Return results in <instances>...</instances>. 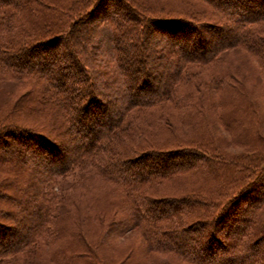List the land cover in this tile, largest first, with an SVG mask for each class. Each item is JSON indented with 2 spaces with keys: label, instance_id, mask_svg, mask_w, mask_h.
<instances>
[{
  "label": "trees",
  "instance_id": "obj_1",
  "mask_svg": "<svg viewBox=\"0 0 264 264\" xmlns=\"http://www.w3.org/2000/svg\"><path fill=\"white\" fill-rule=\"evenodd\" d=\"M154 3L153 0H0V75L41 82L44 98H49L52 107H56L62 122L60 126L65 125V129L72 130L75 142L74 156L68 160L63 142L48 139L27 126L8 124L0 127V152L1 155L6 154L2 156L4 159L0 161V167L7 168L4 172L7 175L16 172L15 177L4 178L2 183H12L18 176H27L31 172L35 175L34 179H29L31 181L22 191L36 201L29 203L26 197L23 201L19 200L22 205L26 204L22 207L24 213L28 212L27 206L33 208L29 215L19 220L28 222L29 226L16 245L0 250V258L9 252L33 249L36 245L49 246L54 229L50 227L53 217L46 206L49 204L51 208L52 201L62 200L58 197L53 199L50 192L53 181L68 180L78 171L91 169L105 185L112 183L120 192L125 231L137 225L143 227L145 240L142 241V255L154 251L170 253L186 264H247L246 261L248 264H264V225L262 231L255 235L251 232L257 222L258 209L248 215L252 207L248 208L242 229L239 211L224 221L225 211L243 191L246 172L261 164L260 168L264 167L262 151H257L255 156L247 153V157L236 160L238 157L226 155L211 142L212 139L206 137L193 138L184 146L165 144L163 148L132 152L131 155L120 148L123 139L131 135L127 130L128 126H132L130 114L140 112L139 109H175L177 121H182V125H191L192 117L197 115L204 117L201 128L212 126L208 113L210 106L203 104V107L196 108V103L186 98L192 95L205 101V94L230 91L240 98L238 108L244 115L253 110L257 112L255 103L244 99L228 73L225 74L227 76L211 74L207 81L201 78L202 69L186 73L183 70L191 63L206 69L205 66L216 65L219 52L242 48L261 65L260 71L264 75V25H261L264 24V0H225L222 3V6L226 4L225 7L217 6L223 17L237 29L236 37L221 44L213 41L212 37L227 30L222 25L201 20L197 22L185 8L177 6L175 9L172 5ZM119 9L124 16L120 15ZM233 9L244 14L243 17L235 16ZM50 11L53 13L50 14ZM91 19L97 23L90 25ZM257 24V27H252ZM148 29L165 33L172 39L171 42L175 40L179 43L180 39L190 42L198 54H179L171 67L164 66V82L155 81L152 67L146 61L130 60L134 55L144 54V42L141 48L136 44L144 39L143 34ZM86 34H90L89 41L83 44L80 39ZM102 48L106 49L104 53H100ZM34 51L41 54L35 66H48L47 71L25 64L19 66L13 61L18 58L25 63ZM147 56L149 59H161L159 54L157 57L154 54ZM90 70L101 75L103 83L95 81ZM100 72L110 77L108 82H104ZM182 74L183 79L180 78ZM187 86L191 87L189 91L182 90ZM111 102L117 103V112L112 113L109 109L108 103ZM220 121L228 127L232 118ZM205 123L206 127L203 126ZM160 125L169 127L163 120ZM103 128L108 130L102 134ZM155 163L162 170H153ZM34 166H37L36 170ZM131 166H137L141 171L149 169V173L135 174L130 172ZM232 166L241 171L235 180L230 176ZM191 169H198L196 172L200 176L205 171L210 179L208 182L213 183L209 187L212 188L210 193L200 196L187 192L160 199L143 196L146 186L152 187L156 183L163 187ZM241 176L243 178L238 182ZM39 181L46 182L45 188L49 182L50 191H39L38 194L35 185ZM160 206H168V212L159 211ZM190 215L194 220L187 219ZM13 231L11 225L0 220V234L4 236L9 232L11 236ZM125 231L122 230L123 233ZM238 231L239 236L229 245L221 241ZM195 233L199 234L198 240ZM104 234L98 240L105 239ZM79 237L85 246L79 254L77 251L70 253V264H104L98 261V257L89 256L88 247L94 248L95 243L91 244L84 235ZM180 239H187L188 243H179ZM249 239L254 243H247ZM259 242L260 249L251 255V244ZM190 246L203 255H195ZM205 257L211 258L205 260ZM60 264L65 263L61 260Z\"/></svg>",
  "mask_w": 264,
  "mask_h": 264
},
{
  "label": "rangeland",
  "instance_id": "obj_2",
  "mask_svg": "<svg viewBox=\"0 0 264 264\" xmlns=\"http://www.w3.org/2000/svg\"><path fill=\"white\" fill-rule=\"evenodd\" d=\"M153 1L157 3L156 5H172L175 9H177V6L182 9L185 8L184 10L187 14L197 22L201 20L222 25L228 31L224 30L222 33L212 37V40L216 41L217 44L231 40L237 35L235 32V30H237L235 29V25L230 24L221 14L220 8H217V6L225 7L226 4L222 6L225 0ZM262 11L264 12V9ZM119 12L120 15L124 16L121 10ZM232 12L235 16L238 15L240 18L244 15L241 12L239 13L237 9H233ZM49 13L52 14L53 11ZM95 23L97 22L93 19L90 20V25ZM261 23L262 22H260V24ZM258 25L259 24L253 25L252 27L254 28ZM261 25L263 26L264 24ZM246 27L249 26L246 25ZM143 36L144 39H141L139 42L140 44L138 43L136 45L141 48L140 45L144 42V54L134 55L130 60L146 61L148 65L152 67L154 75L153 80L155 81L164 82V66L171 67L179 54H198V50L192 48V43L182 39L178 40L179 43H176L175 40L171 42L172 39L168 38L165 33L160 31H150V29H148ZM89 37L90 34L82 35L80 40L83 44H86L89 41ZM63 45H65V43ZM105 50V48H102L100 53H104ZM54 53H56V51ZM148 54H154L155 57L159 54L161 59H149L147 56ZM40 57L41 54L34 51L25 63H21V59L19 60L18 58H15L13 61L19 66L25 64L24 66L27 67H36L41 71L43 69V72L47 71L48 66H35V63L39 61L38 59H40ZM218 60L216 65L211 64L208 67L205 66L206 69L202 68V65L191 63L186 66L183 72H197V70L202 69L201 78L207 81L211 77V74L223 76L228 73V77L233 78L232 83L236 84V87L240 89L244 99L249 100L251 103H255L258 108L257 112H254V110L251 112L249 110L250 112L248 111L249 113L244 115L241 112L242 109L240 107L238 108V100L240 98L236 97V94H231L232 92L230 91L227 92L224 90V93L205 94V101L200 100L198 96L192 95V97L186 98H190V102H195L196 108H198V106L203 107V104L210 106L208 108V113L213 124H211L212 126L205 129H203V127L201 128L202 122L204 123V121H202L204 117H197V115L192 117L193 123L191 125H182V121H177V110L175 109L166 111L163 108H158L156 110L139 109L140 112L137 111L130 114L133 118L132 126H128L129 129L127 127V130L131 135L123 139L120 143V148L126 154L131 155L132 152L163 148L165 144L184 146L190 143V140L193 138L198 139L201 137L203 139V137H206L212 139L211 142L217 145L226 155L235 158L238 157L236 160L247 157V155H245L247 153L252 156H255L257 151H262L264 153V75L260 71L261 65L256 62L255 58L243 51L242 48H228L223 50L219 52ZM90 73L95 81L103 83L101 75H96V72L93 70H90ZM100 74L104 76V82L109 81L110 77L106 75L105 72L104 74L100 72ZM180 78L183 79V74ZM59 84L62 85L63 83ZM57 86L60 85L57 84ZM227 86L231 85L228 84ZM41 87L42 83L38 80L36 81L29 78L13 79L0 75V127L8 124L27 126L37 130L40 135L46 138L50 137L53 141L63 142L64 147H66L68 151V160H70L74 156L73 150L75 142L72 138L74 134L71 132L72 130L69 131L65 129V125L61 124L63 126H60L62 122L56 111L57 109L56 107H52L49 102L51 100L48 97V99L44 98ZM190 89L189 86H187L182 90L189 91ZM136 95H139V93ZM243 97L241 98L243 99ZM119 101L121 102L122 100ZM209 102H212V104ZM164 105L162 104V106ZM108 106L112 113L117 112V103L111 102L108 103ZM166 112L170 115L167 116V114H165ZM196 117L197 120H195ZM222 118H224V121L225 118H232L231 124L228 127L224 126L220 121ZM162 120L167 122L169 127H166L167 125H164L165 128L164 126L161 127L160 122H162ZM235 120L238 121L234 122ZM197 123H199V126H197ZM203 126L206 127V123ZM101 130L103 134L104 132L106 133L108 129L103 128ZM70 132L72 134H70ZM4 137L7 138L9 136ZM3 155L6 154L4 153L1 155L0 152V161L4 159V157H2ZM155 164L156 167L153 166V170H162V167H160L158 163ZM261 165L253 169L249 168V171L246 172L248 175L243 184V191L237 195L234 202L224 213V221L226 222L228 218H231L239 211L241 213L239 225L240 229H242L244 217L246 216L248 208L250 206L252 207L248 215H252V211H254L255 208L258 209V212H256V225H253L251 229L254 235L262 231L261 229L264 225V167L260 168ZM136 167L137 166H131L130 172L140 175L149 173V169L141 171ZM34 169L36 170L37 166H34ZM230 169L231 178L233 177L234 180L237 179L241 171L233 166L232 168L230 167ZM6 170V167H0V220L7 225H11L14 231L11 236H9V232L5 233L4 236L0 234V250L16 245L19 240L23 238L25 228L29 226L28 222L19 221L24 216L29 215L31 210H33V208L27 206L28 212H23L22 207L26 205H22L23 199L26 197L28 198V202L33 204L36 202L31 199L30 194L25 196L22 191V189L27 186L26 183L31 181L29 179H32L35 175L30 172L27 173L29 174L27 176H18L16 178L17 180H14L12 183L4 184L2 183V179L15 177L14 175L16 174V172H10L12 175H7L4 173ZM197 170L198 169H196V171ZM255 170H257V173H254L256 172ZM258 170L262 171L259 173ZM196 171L191 169L189 172L179 174L175 177V181L167 182L165 185H162L163 187L156 183H153L152 187L146 186L143 196L149 199H160L169 196H180L187 192L196 195L201 194L200 196L210 193L212 188L209 187L211 185L213 186V183L210 184V182H208L210 179H208L205 171H203L202 176ZM76 173L77 174H75L73 178L68 180L58 179L53 181L54 185H51V191L49 182L47 183V188H45L46 182L44 184L40 181L36 182L37 185H35V188L38 194H40L39 191H42L41 193L50 191L51 194H53V199L57 197L62 199L60 201L58 200L59 202L52 201L51 208L48 206L49 204L46 206L53 217V222L50 227L54 229V231H51L54 234H52L53 237L49 240V246L36 245L33 246V249L30 247L28 250L31 249V251L29 252H27L28 250H23L11 254L10 252L6 253L0 258V264H60L61 260L65 264H68L67 262L69 260L70 264V253L77 251V254H79V251L85 246L82 244L79 237H83V235L91 244L95 243L94 248L87 246L90 251L89 256L91 258L98 257V261H103L104 264H186L181 258L170 253L165 254L154 251L142 255V241L145 240L143 227L137 225L125 231L122 225L125 215L120 210L122 198L115 185L109 182L105 185V183L102 182V178L91 169L78 171ZM87 177H89V179ZM242 178L243 176L240 177L238 182H241ZM238 182L236 183L237 185ZM41 187L43 190H41ZM220 189L221 191L223 190L222 188ZM55 194L56 196H54ZM19 200H22L21 203ZM167 210H169L168 206L159 207V211L161 212L166 213L168 212ZM259 213L260 216H258ZM193 216L190 215L187 219L194 220ZM118 230H120L119 233L117 232ZM122 230L125 231V233H123ZM102 231L106 232V234ZM239 233V231L237 233H232L226 239H221V241L229 245V242L236 240ZM103 234L106 236L104 237L105 239L98 240ZM195 236L198 237L196 239L198 240L199 234L195 233ZM251 241L254 243L252 239H249L247 243L250 244ZM178 242L182 244L188 243L187 239H180ZM251 245L249 252L251 255H254V253L260 249L261 245L260 242L257 245ZM190 249H192V252L198 257L203 255L202 252L196 251L194 246H190ZM67 250L71 251L68 252ZM210 258L211 257H205L204 259L208 260ZM246 263L248 264L247 261ZM252 264L257 263L254 262Z\"/></svg>",
  "mask_w": 264,
  "mask_h": 264
}]
</instances>
